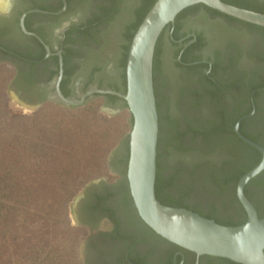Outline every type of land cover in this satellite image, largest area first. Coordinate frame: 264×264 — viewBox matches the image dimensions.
Wrapping results in <instances>:
<instances>
[{
	"label": "flooded vegetation",
	"instance_id": "1",
	"mask_svg": "<svg viewBox=\"0 0 264 264\" xmlns=\"http://www.w3.org/2000/svg\"><path fill=\"white\" fill-rule=\"evenodd\" d=\"M5 1V5L0 6V72L6 73L5 76L8 77L6 90L12 91L22 104L32 108H39L48 101L64 104L56 93L59 77V90L69 99H80L93 88L123 93L122 74L116 73L114 63L108 62L112 54L105 62L98 52L94 53V21L87 23L81 20L83 16L79 7L88 1L93 3L94 0ZM240 1L264 9V0ZM188 13L190 10L178 15L173 24L168 25L162 33L177 49L176 61L180 68L204 66L208 91L221 89L218 95L210 97L214 110L219 107V117L224 120L234 114L238 117L228 130L225 126L214 130L211 146L216 147L218 151L212 156V163L217 164L224 158L233 157L226 156L224 148L230 138L241 139L235 131L237 124L238 131L243 136L264 147V35L256 38L257 40L246 48L230 41L225 44V40H222L224 62L219 63L211 59L195 60V53L210 42L211 36L203 28L181 32V24L183 26L190 21L203 20L200 13ZM226 17L231 16L225 15L224 18ZM246 57L253 64L251 69L244 75H234L226 80L225 70L218 69V65L227 63L225 66L230 67L234 62ZM222 64L219 66L222 67ZM96 96L98 94L86 97L80 105ZM99 96H102L108 106H127L126 102L116 95ZM200 99L202 100V96ZM119 158L112 156V172L118 173L113 164ZM126 159L127 154L123 157V164ZM124 169L121 173L124 179L123 187L116 182L109 184L104 179L93 181L90 186L85 187L77 201L82 218H105L111 226L110 231H105L99 230L95 225H89L90 223L85 225L91 231L83 244L85 264H223L218 261L219 257L197 256L195 253L193 255L161 244L160 237L145 225L137 213L129 189L125 187L127 182L125 183ZM90 187L93 190H89ZM244 191L257 214L263 215L259 205H264V174L259 173L249 180ZM237 200L240 203L238 197ZM201 205L207 204L202 202ZM210 207H216V213H221L223 208L218 205ZM198 211L209 215V212L204 210ZM216 213L212 215L213 218H217ZM79 222L82 225V222Z\"/></svg>",
	"mask_w": 264,
	"mask_h": 264
},
{
	"label": "rangeland",
	"instance_id": "2",
	"mask_svg": "<svg viewBox=\"0 0 264 264\" xmlns=\"http://www.w3.org/2000/svg\"><path fill=\"white\" fill-rule=\"evenodd\" d=\"M96 4H98L97 0H94L93 3L88 1L85 2L84 6L79 7L83 16L81 20L87 23L94 21V53L98 52L105 62L112 54L108 62L114 63V71L121 74L120 57L125 43L124 33L126 27L134 19L140 1L117 0L116 12L99 23L95 21L94 16L98 12V9L95 8ZM196 13L201 14L203 17L202 22L190 21L184 23L183 26L181 24V32L203 28L208 31L211 37L208 44L197 50L194 55L195 60L211 59L220 63L223 61L222 57L225 53L222 43L228 44L229 42L226 41H230L246 48L264 35V32L256 31L235 21L205 11L193 10L188 14L195 15ZM222 40L225 41L222 42ZM160 52L159 69L156 77L157 86L154 90L158 103V129L160 128L158 130L160 139L159 154L163 175L167 177L169 172L172 171L178 177L177 170L184 166L183 163L188 167L202 164L203 159L212 158L218 151L214 146L203 147L200 145L204 139V124L207 125V120L217 123L218 118L214 114V106L210 102V95L206 93L208 89L204 77L206 68L201 65L192 69L180 68L176 63L177 49L165 34L160 40ZM223 65H227V63L222 64V67H224ZM252 65L246 57L234 62L230 67L226 66L228 67L224 71L226 80L234 75H244L246 71L251 69ZM5 74L0 72V135L7 134V138L20 140L17 139L18 132L29 121V126L26 127L28 133L25 137L30 138V144L34 142L37 138L36 134L39 132L48 138L50 137L55 143H60L58 145L47 144V148L39 154L33 152L30 155L28 153L25 163L15 173V178H23V181L14 185V190L20 197H25L29 193L31 201L20 206L23 213L19 211L20 214L16 213L15 216L13 213L10 214L12 221H9L8 226H1L0 235L6 234V243L0 246V252L3 253L0 259L7 260L11 251L10 247L14 244H17L18 248L20 247L18 245L23 242L22 247L18 248L23 249L31 243L41 242L46 251L51 247L56 248L50 257H45V261H49V264L50 262L52 264H85L83 244L91 234L90 229L85 225L90 223L89 225H95L99 230L105 231H110L111 226L105 218H98V220H94V218L85 220L82 218L76 198L82 194L86 186H90L93 181L98 182L101 179L106 180L109 184L116 182L123 187L124 179L121 177L124 169L123 157L127 154V137L132 128V116L127 106L118 107L116 104L108 106L104 103L102 96L99 95L89 99L83 105L74 106L83 114L86 122L91 125L88 130L92 133L85 134V136L95 137L98 130L104 125L110 127L109 132L113 135L112 142L106 145V148L98 151L94 152L92 148L84 151L75 148L74 151H69V154L74 157L87 155L90 157L94 154V168L87 171L80 170L78 175L72 179L73 181H65L66 176L69 175L74 166L71 164L64 166L62 164L63 169L58 167L54 170L51 157L60 156L66 137L74 143L73 138H76V132L70 131L67 133L65 129L60 131L58 126H65L63 125L64 121L47 119L58 112L61 115L63 108L57 106V103L49 101L39 108L22 104L12 91L6 90L8 77ZM201 96L202 100L200 99ZM65 107L70 108L67 105ZM45 118L47 121L40 122ZM66 151L67 149L61 155L66 154ZM113 155L120 157L113 164L119 174L112 172L110 168ZM11 161L13 160L9 158L8 166H12L10 165ZM3 170L4 166L0 164V171ZM63 173L66 176H63ZM180 176L181 173L179 179ZM60 189L62 191L59 193L64 194V200L61 204H52L51 206L50 198L52 194ZM89 190H93V188L90 187ZM20 201L22 202V200ZM5 205L7 208H13L10 201H6ZM36 211L40 216L36 220L42 221L44 230L43 232L40 231L39 234H35V231L32 232V225L30 229V225L27 223L29 221L27 218H29L33 220L32 224L34 226ZM45 211L48 213L45 214ZM30 215H33L34 218ZM13 219H15V222H13ZM79 221L82 222V225ZM54 223L57 225H52ZM14 236H19V238L14 240ZM2 242L3 238L1 237L0 243Z\"/></svg>",
	"mask_w": 264,
	"mask_h": 264
},
{
	"label": "trees",
	"instance_id": "3",
	"mask_svg": "<svg viewBox=\"0 0 264 264\" xmlns=\"http://www.w3.org/2000/svg\"><path fill=\"white\" fill-rule=\"evenodd\" d=\"M98 4H96L95 8L98 9L97 13L94 14L96 20L98 23L103 21L104 19L110 17L113 13L116 12V3L117 0H97ZM103 1V2H102ZM140 6L135 11V17L130 23L129 26L126 27L125 30V43L123 45L122 54L120 57V63H121V74L123 79V93L126 92V61H127V54L129 50V46L131 43V40L133 38L134 33L136 32L139 24L142 22L144 16L149 11V9L152 7V5L155 3L156 0H139ZM225 3L243 8V9H249L252 11L260 12L264 14V9L255 8L246 4H243L240 0H222ZM102 2V3H100ZM203 9L209 14L217 15V16H225V14L220 13L219 11H216L214 9H211L203 4H196L193 6H189L182 10L178 15L186 12V11H193V10H199ZM178 15L176 17H178ZM227 19L231 21H235L241 25H247L249 28L256 29L258 31L264 32V28H261L259 26L253 27V25L247 24L244 21L238 20L236 18L232 17H226ZM163 36V33L158 38L155 51H154V57H153V84H154V90L157 86V71L159 69V58L161 55L160 52V40ZM171 42V40H169ZM178 56V55H177ZM178 64V62H176ZM219 67V66H218ZM228 67H219L218 69H224L227 70ZM221 91L220 88L211 89L208 91L206 90V93L210 95L211 98H213V95H218V92ZM215 92V94H214ZM156 97V94H155ZM157 100V98H156ZM57 106L62 107L63 111L60 115L59 112L53 114L52 117H48V120L51 121H64L63 125L65 126H58V129L60 131L66 130L67 133L70 131L76 132V138L73 140L74 143H72V140H70L68 137H66V141L64 142L62 146V150L60 152V156H52L51 161H53V168L56 170L58 167L59 169H63L61 166L62 164L64 166L73 165L74 168L72 171H70L69 175H65L63 173V176H66L65 181H73L72 179L75 178L80 170L87 171L88 169L92 170L94 168V154H92L90 157L84 156V157H74L73 155L69 154V151H74L75 148L79 150H86V149H94V152L102 148H106V145H108L110 142H112V135L109 132L110 127L107 125H104V127L100 128L98 132L96 133L95 137L91 136H85V134H91L92 131L88 130V128H91V125L86 122V118L83 116V114L77 110L76 107L70 106V108L65 107L64 104L57 103ZM156 106L158 110V103L156 101ZM214 114L216 115V118H218L217 123L210 122L207 120V125L204 124V139L203 142L200 143L201 146H211L212 144V135L214 134V130H217L218 127L221 129L222 127H226L225 129L228 130V128L232 127L236 120L237 115L235 114L229 119L226 117V119H221L219 117V107L214 110ZM233 112L235 113V109H233ZM51 114V113H50ZM45 119L40 120V122H43ZM47 121V120H46ZM75 121V122H74ZM32 122V121H31ZM68 122V123H67ZM133 122V119H132ZM131 122V125H132ZM29 121H27L26 125H23L25 127H21L20 131L18 132L17 139L16 138H7V134L0 135V164L4 166V170L0 171V229L2 225L8 226L10 224L9 221H12L10 214L13 213L15 216L16 213L20 214V212L23 213V210L20 209V206L28 203L31 201V197L29 193L25 197L18 196V193L14 190L17 183H21L23 181V178H15V173L19 170V168L25 163L26 161V155L29 153L36 152L41 153L43 150L47 148V144L50 145H58L60 142L55 143L53 140L50 139V137H46L43 133L39 132L36 134L37 138L32 142L29 143V139L25 137L27 132V125L29 126ZM35 124L34 122L32 123ZM216 124V125H215ZM201 126L203 124H200ZM223 125V126H222ZM215 126V127H214ZM214 127V129H212ZM94 129V128H93ZM160 130V128L158 129ZM41 131V130H40ZM87 132V133H86ZM14 134V133H13ZM235 135V134H234ZM98 136V137H97ZM221 141V140H220ZM31 145V146H30ZM159 145H160V139H159V131H158V142H157V170H156V181H155V193L157 199L164 205H168L171 207H183L187 208L193 212L198 211V209L204 210L206 212H209V215H204L202 212L198 211V214L201 216H204L209 219H213L215 222L221 225L226 226H236L240 225L246 222L247 220V214L242 207V205L238 202L237 196H236V185L238 180L249 170L254 168L261 160V154L258 150L250 146L249 144L245 143L243 140L239 139L238 137L230 138L229 141H227L226 146L224 148L226 156H233L232 158H224L220 161H218L217 164L212 163L213 159H203L202 164H197L194 166L188 167L183 163L184 166L180 167V169L177 170L178 177L181 173L180 179L174 174V172H169V175L165 177L163 175V168L161 167V160H160V154H159ZM179 145V144H177ZM219 145V143H218ZM66 154H62L65 150ZM31 151V152H30ZM128 154H129V134L127 137V159L125 161V173L127 170V162H128ZM225 155H222L224 157ZM29 157V156H27ZM31 157V156H30ZM9 158L13 161L10 162V165L8 166V160ZM6 159V160H5ZM31 159H33L31 157ZM3 160V161H1ZM211 162V163H210ZM77 169V170H76ZM76 170V171H75ZM260 174H264V171L260 172ZM178 178V179H177ZM45 177L43 178V180ZM57 183V182H56ZM59 183H61L59 181ZM126 183V180H125ZM128 187V184L125 186ZM23 189V188H22ZM62 189L56 190L51 200V206L52 204H61L64 200V194H60ZM37 193V191H36ZM245 193V191H244ZM21 195V193H20ZM66 196V194H65ZM22 200V202L20 201ZM6 201L12 202L13 208H7L5 205ZM202 202H205L207 204L206 206L201 205ZM218 205L223 208L220 211L221 213H216V207H210ZM260 212L263 213V215H258L259 217L264 216V205H259ZM35 211V209H34ZM48 213L45 211V214ZM218 214L217 218H213V214ZM32 218L35 217L34 220V226H33V220L27 218L29 221L27 222L30 225H32V232L35 231V234H39L40 231L43 232L42 228V221H37V218H40V216L37 214L33 217V215H30ZM13 218V216H12ZM13 222H15V219H13ZM52 225H57L56 223ZM154 233V232H153ZM155 234V233H154ZM6 234L0 235V238H3V242L0 243V246L6 243ZM158 236V235H157ZM159 237V236H158ZM19 238V236H14L13 239ZM21 238V237H20ZM161 244L164 246H170L174 249H179L181 251H184L186 253H190L195 255L193 252L187 251L185 249H182L175 244H172L163 238H161ZM30 244V243H29ZM23 245V242L20 243L21 248ZM17 244H14L10 247L11 251L9 252V257L7 260L0 259V264H49V261H45V257H50L51 253L55 252L54 248H50L49 250L44 249L43 243H31L28 246L23 247V249H18ZM45 254V255H44ZM3 255L2 252H0V257ZM44 255V257H43ZM219 262L223 264H239L236 262H233L229 259L225 258H218ZM50 264H52L50 262ZM64 264V263H60Z\"/></svg>",
	"mask_w": 264,
	"mask_h": 264
},
{
	"label": "water",
	"instance_id": "4",
	"mask_svg": "<svg viewBox=\"0 0 264 264\" xmlns=\"http://www.w3.org/2000/svg\"><path fill=\"white\" fill-rule=\"evenodd\" d=\"M203 4L238 20L264 27V14L243 9L222 0H156L139 24L131 40L126 61V92L93 88L80 99L64 97L58 86L56 93L62 103L77 106L94 94H112L123 99L132 116L129 132V154L125 173L128 189L137 213L156 235L197 256L209 255L239 264H264V216L244 193L246 183L264 171V147L235 131L245 143L261 154L260 162L237 182L236 193L247 220L226 226L182 207L162 204L156 197L158 112L153 84V57L159 36L185 8ZM23 20V19H22ZM21 27L23 23L21 22ZM62 70H60V74ZM96 182V181H95ZM81 195L76 198L79 200Z\"/></svg>",
	"mask_w": 264,
	"mask_h": 264
},
{
	"label": "bare ground",
	"instance_id": "5",
	"mask_svg": "<svg viewBox=\"0 0 264 264\" xmlns=\"http://www.w3.org/2000/svg\"><path fill=\"white\" fill-rule=\"evenodd\" d=\"M3 1L6 2L5 0H0V6H4V5H5V4L3 3Z\"/></svg>",
	"mask_w": 264,
	"mask_h": 264
}]
</instances>
